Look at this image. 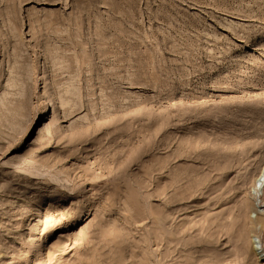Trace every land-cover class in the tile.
I'll list each match as a JSON object with an SVG mask.
<instances>
[{
    "label": "rangeland",
    "instance_id": "374dc122",
    "mask_svg": "<svg viewBox=\"0 0 264 264\" xmlns=\"http://www.w3.org/2000/svg\"><path fill=\"white\" fill-rule=\"evenodd\" d=\"M263 167L264 0H0V264H264Z\"/></svg>",
    "mask_w": 264,
    "mask_h": 264
},
{
    "label": "bare ground",
    "instance_id": "6f19581e",
    "mask_svg": "<svg viewBox=\"0 0 264 264\" xmlns=\"http://www.w3.org/2000/svg\"><path fill=\"white\" fill-rule=\"evenodd\" d=\"M264 191V167L261 171L260 176L255 181V185L253 188V196H254V206L259 210L263 211L264 203H263V192ZM258 242L256 240L253 241L254 249L257 250Z\"/></svg>",
    "mask_w": 264,
    "mask_h": 264
}]
</instances>
